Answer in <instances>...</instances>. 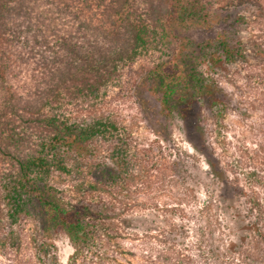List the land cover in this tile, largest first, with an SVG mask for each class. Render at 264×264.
<instances>
[{"label": "trees", "instance_id": "obj_1", "mask_svg": "<svg viewBox=\"0 0 264 264\" xmlns=\"http://www.w3.org/2000/svg\"><path fill=\"white\" fill-rule=\"evenodd\" d=\"M233 11L211 0H0V190L12 220L41 213L48 227L64 230L73 254L84 250L104 211L86 200L61 203L51 178L94 140L109 148L101 179L119 184L132 174L128 142L111 117L73 114L98 106L126 83L129 69L144 64L132 95L170 149L177 177L193 187L187 174L201 160L235 243L248 245L251 259L264 255L260 200L247 202L229 180L206 126H220L236 107L205 69L222 71L242 57ZM178 120L194 154L188 167L174 142Z\"/></svg>", "mask_w": 264, "mask_h": 264}, {"label": "rangeland", "instance_id": "obj_2", "mask_svg": "<svg viewBox=\"0 0 264 264\" xmlns=\"http://www.w3.org/2000/svg\"><path fill=\"white\" fill-rule=\"evenodd\" d=\"M211 2L217 9H233L240 17L242 57L222 71L205 67L233 94L236 104L220 126L206 121L208 140L229 180L242 187L245 200L251 195L260 200L259 232L264 241V0ZM142 66L129 69L126 83L98 106L73 114L111 117L128 142L132 174L119 184L101 179L109 148L94 140L68 161V170L51 178L61 203L86 200L104 211L84 250L73 254L64 230L48 227L41 213H20L12 220L0 190V264H264V255L251 259L248 245L235 243L232 222L219 213L209 176L202 172L204 163L191 166L192 175L181 171V177L190 176L194 188L177 177L170 149L141 117L132 95V83ZM180 128L178 120L174 142L185 157L183 167H188L194 154Z\"/></svg>", "mask_w": 264, "mask_h": 264}]
</instances>
